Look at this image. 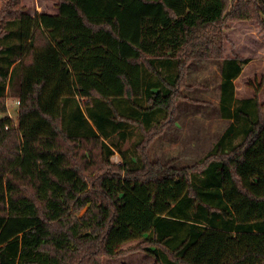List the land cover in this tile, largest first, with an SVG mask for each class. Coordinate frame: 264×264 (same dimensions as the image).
<instances>
[{
  "label": "trees",
  "instance_id": "trees-1",
  "mask_svg": "<svg viewBox=\"0 0 264 264\" xmlns=\"http://www.w3.org/2000/svg\"><path fill=\"white\" fill-rule=\"evenodd\" d=\"M57 1L60 17L108 30L116 52L63 55L37 15L3 0L0 112L11 96L18 118L16 128L0 118V264H67L73 254L87 259L92 243L116 257L133 240L154 264H192L185 252L207 228L264 233V193L243 176L260 170L249 157L263 138L264 114L256 92L235 96L249 58L223 56L228 23L264 15V0ZM194 58L220 59L217 106L228 124L192 165L149 162L142 148L173 118ZM95 151L115 168L88 181ZM225 178L258 203L254 220H236ZM249 256L264 259L253 246L223 264Z\"/></svg>",
  "mask_w": 264,
  "mask_h": 264
},
{
  "label": "rangeland",
  "instance_id": "rangeland-1",
  "mask_svg": "<svg viewBox=\"0 0 264 264\" xmlns=\"http://www.w3.org/2000/svg\"><path fill=\"white\" fill-rule=\"evenodd\" d=\"M20 1L26 12L38 16L44 32L63 55L70 52L105 55L115 52L110 51L112 40L115 46V39L107 33L101 34V31L91 32L78 18L60 17L57 6L54 5L55 0ZM2 2L3 0H0V7ZM113 28L115 29V24ZM101 43L106 44L107 50ZM223 46V56L249 58L239 78L234 82L235 94L239 97H250L256 92L264 114V15H256L254 12L248 19L236 17L229 22L225 29ZM219 81L220 59L190 61L185 75V83L188 86L182 89L184 98L175 103L173 118L160 132H152L142 148L149 162H160L175 167L189 166L210 150L228 124L226 119L220 117L218 111ZM4 104L5 110L0 112V118H9L16 128L18 102L15 98L7 96ZM81 153L82 149L78 148L77 154ZM93 154L94 163L91 158L87 163L88 181L108 169L115 168L99 160L96 151ZM249 160L260 170L251 172L246 168L244 180L256 192L264 193V135L255 143ZM109 161L113 165L117 164L120 161L119 154L115 152ZM222 191L237 221H252L256 218L258 203L247 200L227 178L223 181ZM261 208L264 216V205ZM85 210L84 206L73 214L82 215ZM92 244V252L87 259L73 254L67 264H154L151 256L141 251L142 249H136L140 246L137 240L123 243L122 252L116 257L104 255L98 243ZM253 246L264 253V233L243 234L207 228L198 243L185 252V258L192 264H223L239 257ZM263 261L262 258L249 256L235 264H264Z\"/></svg>",
  "mask_w": 264,
  "mask_h": 264
},
{
  "label": "crops",
  "instance_id": "crops-1",
  "mask_svg": "<svg viewBox=\"0 0 264 264\" xmlns=\"http://www.w3.org/2000/svg\"><path fill=\"white\" fill-rule=\"evenodd\" d=\"M57 3H58V1L57 0H55L54 1V5H56L57 6ZM25 11V10H24ZM26 12V11H25ZM26 13H28V12H26ZM28 14H30V13H28ZM30 15H32V14H30ZM33 16V15H32ZM114 29V28H113ZM104 33H106V29H104L103 31H101V34H104ZM111 44L113 45L112 46V49L110 50L112 53H113V51H115L116 52V48H115V46H114V42H113V40H112V42H111ZM100 45H102L104 48H105V50H107V48H106V44L104 43H101ZM224 47V46H223ZM114 52V53H115ZM194 59H202V58H194ZM188 67H189V65H188ZM243 70V69H242ZM241 73H242V71H241ZM240 73V74H241ZM240 76V75H239ZM239 76L236 78V79H238L239 78ZM236 79L234 80V82L236 81ZM235 96L236 97H238V98H242V97H239V96H237L236 94H235ZM247 97V96H246ZM236 233V232H235ZM243 234H250V233H243ZM258 234H261V233H258Z\"/></svg>",
  "mask_w": 264,
  "mask_h": 264
}]
</instances>
